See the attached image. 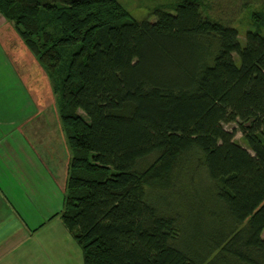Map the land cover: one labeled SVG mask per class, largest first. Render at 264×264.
<instances>
[{"label":"trees","instance_id":"1","mask_svg":"<svg viewBox=\"0 0 264 264\" xmlns=\"http://www.w3.org/2000/svg\"><path fill=\"white\" fill-rule=\"evenodd\" d=\"M211 9L0 0L59 93L82 264H264V33L241 42Z\"/></svg>","mask_w":264,"mask_h":264},{"label":"crops","instance_id":"2","mask_svg":"<svg viewBox=\"0 0 264 264\" xmlns=\"http://www.w3.org/2000/svg\"><path fill=\"white\" fill-rule=\"evenodd\" d=\"M6 24L0 14V29ZM1 62L8 67L0 72L3 86L23 98L3 110L8 118L0 117L7 128L0 129V264H62L79 248L60 217L71 153L67 143L43 141L56 137L57 130L44 125L38 100L23 83L28 74L22 56L9 55L0 45ZM61 130L65 137L62 125ZM40 235L52 239L45 249Z\"/></svg>","mask_w":264,"mask_h":264},{"label":"rangeland","instance_id":"3","mask_svg":"<svg viewBox=\"0 0 264 264\" xmlns=\"http://www.w3.org/2000/svg\"><path fill=\"white\" fill-rule=\"evenodd\" d=\"M173 1L174 0H118V2L128 11L131 17L139 21L143 19L153 20L154 16L152 10L157 5L159 7L161 5L165 6L166 4L173 3ZM262 1L263 0H210L212 8L210 13L216 18H219L235 27L238 32L239 40L243 42L244 35L247 30L260 29L261 32L264 33ZM168 11L173 12L172 10ZM0 45H2L3 50L7 51L9 55L12 53L18 55L19 53V55L22 56L25 64L24 68L28 74L27 76L23 75V83L27 84L29 88V95L32 96V98H35V100H38L37 106L41 111L40 116H42L44 120V125H48L53 128V130H57L56 137L54 135L52 139L46 137L43 141L49 142L51 140L52 142L54 140L55 143L53 145H57V147L66 145L58 114L59 93L55 91L45 68L39 64L31 52L23 45L11 22H8V24L4 25L0 29ZM7 68L6 64L3 66V62L0 63V72L2 71L3 73L7 70ZM3 85H5V83L1 81L0 77V117L6 119L9 115L5 111L3 112V110H7V107L11 106L13 100H21L23 97L21 94L16 95L17 92L15 91L10 93L8 88ZM12 94L14 95L12 96ZM11 110L12 108L8 109L9 112H12ZM2 125L3 126L0 125V129H7L4 124ZM224 127L229 131H234L235 141L246 147L242 133L238 129L237 122L226 123L224 124ZM56 152L57 150L54 149L55 154ZM155 158L156 156H152L149 158V162H153ZM168 200V198L162 196L152 201L163 209ZM262 238H264V230L262 232ZM39 240L42 242L44 249L47 248L49 246V242L52 241L50 237L47 236L45 238L41 237V235ZM44 242H46L47 245H45ZM46 253L51 255V249L47 250ZM70 255L63 258L62 264H82V256L79 248L77 253L74 251V253Z\"/></svg>","mask_w":264,"mask_h":264}]
</instances>
